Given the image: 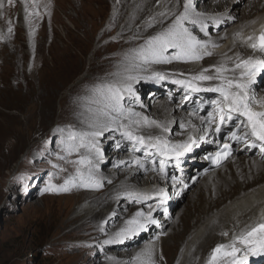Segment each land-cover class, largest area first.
<instances>
[{
  "label": "rangeland",
  "instance_id": "rangeland-1",
  "mask_svg": "<svg viewBox=\"0 0 264 264\" xmlns=\"http://www.w3.org/2000/svg\"><path fill=\"white\" fill-rule=\"evenodd\" d=\"M203 1L206 3L208 0ZM156 2L158 3L157 0L143 2L140 14H144ZM25 3L28 8L27 19ZM119 4L120 0H13L10 5L8 0H3L4 6L0 8V127L6 130V142L0 144V264H114L116 261L112 252L117 255L139 246L136 244L131 247L125 246V241L119 239L120 235L114 236L107 243L108 246L102 243L103 241L87 242L90 232L75 236L65 235L75 225L80 226L84 223V219H80L75 224L66 225V220H71L75 216L71 210L83 204L77 203L81 195L105 196L110 185L103 175L92 171V178L99 181L100 187L82 186L76 172L78 165L73 161L85 155L86 149L74 151L69 155L63 150L66 145L61 144V140L67 139L69 131L77 132L79 128L78 122L72 121L74 107L68 103V100L89 91L90 88L82 82L83 79L91 76L90 59L101 49V46H106L99 52L101 55L96 56V68L93 72L99 71V59L102 55L116 52L121 47L129 45L130 39L135 35L136 27L145 24L144 20L143 22L137 20L138 17L126 32H122L130 19L132 7L127 5L126 12L119 20H115L113 15L117 13ZM244 4L245 1L242 0H231L232 12L243 7ZM174 6H177L176 2L171 8ZM196 9L206 13L200 6L195 5ZM230 22H237V18L232 19L231 16ZM227 26L228 24H225L223 28H217L216 33L220 34L221 29ZM9 27L12 28L11 32L8 31ZM192 30L193 34L196 33L195 31L199 32L198 27ZM210 31L208 30V34ZM201 33V40L207 37ZM147 40L148 38L143 35L142 45ZM145 67L147 70L139 71L137 76H151L153 72L165 74L166 78L160 81H163L167 87L171 83L177 85L178 83L174 81L183 80L182 77H189L192 80L193 76L199 74L171 68L169 64H151ZM174 76L178 78H173ZM256 78L259 79V75ZM139 80L151 82V79ZM260 82L262 83V80ZM195 83L203 87L200 84L209 85L211 81ZM211 86L213 87V83ZM163 87L148 83L146 92L157 91V96L164 94L169 96L166 91L163 92L166 90ZM70 93L73 95L71 96ZM134 93V98H129L126 104L124 103L125 108L128 109V104L142 108L148 117L152 118V108L147 105L148 101L152 100L150 94L149 96L143 94L139 88H135ZM63 97L67 98L66 104L62 101ZM135 98L140 100L135 102ZM133 100L134 104L129 103ZM184 100H189V97ZM169 104L177 112L187 111L180 96L171 98ZM199 106L201 111L198 110L200 114L195 119L196 123L210 113L202 104ZM123 123L127 124L125 120ZM192 126L180 128L184 134L177 138L172 137V129L169 131L160 129L162 139H167L170 145H188L193 137H197L193 135V129H196ZM232 127L230 126L229 129ZM133 129L136 134H141L136 126H133ZM123 131L124 129H118L114 124L106 136L105 134L97 136V140L106 145L112 137L115 141L114 135H117L125 139V145L119 148L110 144V148L102 156L95 152L93 168L100 159L110 160L113 151H131L138 159H144L143 152L149 151L150 162L142 164L143 168H150L154 173L161 174L160 161L165 160L163 177L165 175L173 177V173L168 172V167L171 166L170 162L167 163L169 156L165 157L166 159L163 156H156L155 149L136 151L135 147L130 148L132 142L123 136ZM111 133L114 135H109ZM210 139L213 141L215 137L211 136ZM97 147L100 150V145ZM61 156L64 159H60ZM114 158L121 159L120 156ZM140 165L136 167L141 168ZM196 169L191 167L188 170L186 184H177L173 188L169 185L164 187L166 195L172 196L179 203L180 208L190 200L193 190L199 186V174ZM72 178H75L76 182L68 185L67 192L43 191L49 183L59 187L64 185L65 180ZM157 194L143 202L146 210L141 212L144 215L135 219L136 224H131L134 229H137L139 224H150V229L145 230L148 235L150 234L149 238L153 236L152 231L157 233L158 227L164 226L160 220L171 211V205L169 208L166 202L163 204L166 207L164 212L159 209L161 205L156 203V199L159 201L161 197ZM125 200L126 197L121 199L123 202ZM149 212L151 218L157 221L156 224L148 222ZM113 233L117 234L119 231ZM131 239L135 243L134 237ZM112 242L119 243L113 246L110 245ZM206 259H209V254Z\"/></svg>",
  "mask_w": 264,
  "mask_h": 264
},
{
  "label": "bare ground",
  "instance_id": "bare-ground-1",
  "mask_svg": "<svg viewBox=\"0 0 264 264\" xmlns=\"http://www.w3.org/2000/svg\"><path fill=\"white\" fill-rule=\"evenodd\" d=\"M145 1L147 0H120L118 11L113 15L115 20H119L121 15L126 12L127 5H131L132 7L130 19L122 32H126L138 17L139 19L137 20H142V22L144 20L145 24L141 25V27H136L135 35L130 39L129 45L121 47L116 52H107L102 55V58L99 59L98 68L100 69L94 73L96 56L101 55L99 52L102 48H106V46H101V49L90 59L89 69L91 76L89 75L90 77L83 79L82 82L90 88L88 89L89 91L84 92L85 94L74 96L73 99L68 100L69 102L66 97L62 98L65 104L68 102L74 107L72 121L78 122V133L100 130L89 126L93 113L97 108L96 104L91 103L93 88L102 82L116 79L112 74L118 71L122 77L127 75V73L123 72V69L132 62L134 50L142 45V36L145 35L149 39L151 36L169 26L172 22L173 16L160 17L158 13L167 9L169 13L178 14L183 10V0H179V3L177 0H157L158 3L156 2L150 6L144 14H140L141 4ZM242 1H245L244 6L232 12L231 0H208L206 3L203 0H193L195 5L200 6L202 11L206 12L201 13L198 9L195 10L196 13L200 14L199 18L205 21L209 26V30H211L208 36L202 40L215 43L218 47H209L208 50L213 55L206 56L202 60L187 63L173 61L169 66L179 70H188L191 73H200L203 69L207 68L210 69L207 74L215 75L214 65L219 66L224 64L231 67L236 55L242 58H247L248 56L264 58L261 54L253 52L251 48L242 42L240 37L236 36V33H242L246 38L247 35L254 34L256 31H261L264 28V0ZM175 2L177 6L171 8ZM231 16L232 19L237 18V22L229 23ZM149 23H152L153 26L148 27ZM225 24H228L227 28L224 27L225 29H221L220 34L216 33L217 28H223ZM188 27L192 30L190 25ZM195 32L194 35L200 38L201 32ZM221 42L223 43L221 44ZM126 49L129 50L126 51ZM131 74L137 75L139 71ZM228 75H231V73ZM173 78L177 79L178 77L174 76ZM181 79L192 81L189 77H182ZM260 80H262V83ZM128 83H131L133 90L139 88L147 96H149L148 94L153 95L157 92L147 93L146 91L148 90L146 87L148 83L162 85L166 88L163 92L166 91L167 95H169L151 96L152 98L150 99L152 100H149L147 105H150L152 108V118L148 117L142 108L140 109L128 104V107L126 106L128 109L140 113L141 116L148 117L149 120L157 121L160 125L166 127L167 131L172 129L173 138L180 137L184 134L180 128L192 126L193 124L196 129H193V135L198 132L195 135L197 137H193L190 140L191 143L188 144L190 148L188 150H182L183 154L178 158L174 153L168 155L167 163L170 162L171 164L168 167V172H173L175 175L178 173L180 178H175L174 176L168 177L167 175L163 177V172L161 174L154 173L150 168L144 169V165L141 168L136 167L139 164L150 162L149 156L151 153L144 151V148L135 145L133 141H131L132 143H130L129 147H135V150L140 148L136 151L142 149L145 155L144 159H138L131 151H113L110 154L113 156L110 160L100 159L98 164L95 165L96 167L92 168V171L105 177L110 184L108 191L102 197H95L90 194L81 195L77 203L82 202L83 204L79 208L70 209L75 213V216L71 220L67 219L66 225L75 224L80 219H84V223L80 226L75 225L65 235L75 236L90 232L87 242L103 241L102 243L104 244H107L114 236L120 235L119 239L125 241V246L131 247L133 244L139 245L133 247L131 251L122 252L117 255L114 254L115 252L111 253L106 251L114 255L113 259L116 261L114 264H128L129 262L131 264H141V261L137 257L139 256L141 260L146 259L148 254L151 257V264H207L209 259L207 260L206 257L208 254L209 257L211 256L215 246L220 244L227 245L231 242L234 234L250 230L253 225L264 223V152L261 149L256 150V147H251L253 142H256L258 145H260V142L255 141L254 137L250 139L251 143L248 144L242 139H232L231 135L226 131L229 128L228 126L233 124L231 122L226 123L222 126L221 132L215 133V135L218 138L228 137V142L237 144L238 147L233 156L216 169L217 172H215L216 170L210 171L209 162L204 159V154L210 152L207 149L210 148L212 143H210L208 137L206 138L203 128L205 125L210 124L219 125V114L216 112V106L212 101L219 100L220 95L217 94L215 97L209 98L213 94L211 91L194 92L187 87H183L181 84L176 85L173 83L167 87L163 81H157L155 79L153 81L151 79V82L148 80H139L129 81ZM211 83H213L214 87L219 81L213 80ZM211 83L209 85L199 84L203 86L202 88H210L212 87ZM252 91L255 94L256 101H264V74L259 75V79L256 78V83L252 86ZM70 94L71 96L73 95V93ZM174 96H180L182 98L183 105L187 111L177 112V110L171 107L169 102ZM186 97H189V100H184ZM129 98H134V96L125 94L123 103ZM208 99H212L211 101L209 100V105ZM134 100L138 102L140 98H135ZM134 100L133 102L129 101V103L134 104ZM199 104H202L204 109L208 108L210 113L208 116L200 118L196 123L195 119L198 118L201 111ZM253 108L256 111H264V107H261L259 103H254ZM136 119H139V117H136ZM125 122L128 123L127 120ZM236 124L239 125L240 122L236 121ZM113 125L109 123L108 128L103 129L101 134H105L106 136ZM164 127L157 128L155 126L142 125L139 127V130L145 136L151 134L154 137L159 136L162 138L160 129L164 130ZM232 128L235 127L233 126ZM5 131L0 127V144L6 142ZM238 131L237 135L244 136L247 129L240 125ZM109 135L112 136L114 133ZM114 137H116V139L114 138L115 141L112 137L111 141L109 140L110 142L108 141L109 143L107 142L106 145L100 143L97 140V136L94 138L95 143L101 147L100 156L104 155V152L110 148V144H114V146H118L119 148L125 145V139L117 135H114ZM214 144L220 143L215 142ZM150 150L154 151V149ZM84 152L94 162L95 151L88 152L85 150ZM155 153L157 154L158 152L155 150ZM114 156H120L121 159H116ZM191 167L199 170V186L193 190L190 200L180 208L179 203L167 194L166 203L168 207L171 205L172 212L170 211V213H167L160 220L164 226L158 227L159 230L157 233L152 231L151 234L153 233V236L149 238L150 234L148 235L145 230L150 229V224H143L144 227L142 229L138 227L136 231H129L132 225L128 222L134 218L139 219L136 213L146 210L143 202L150 199L137 203L127 193L147 194L150 197L160 193L161 190L166 193L164 190L166 185L173 188L177 184H186L185 178ZM125 197L126 200L124 202L121 201ZM156 203H159L158 199H156ZM159 209L164 212L166 207L165 205H161ZM168 226L170 227L168 228ZM114 231H119V233L115 234L113 233ZM224 233H228V235H224ZM161 234H165V236H160ZM132 237H134L135 243H133ZM117 243L112 242L110 245L117 246ZM241 256L242 253L237 258L240 259ZM247 264H264V257L249 255Z\"/></svg>",
  "mask_w": 264,
  "mask_h": 264
},
{
  "label": "snow or ice",
  "instance_id": "snow-or-ice-1",
  "mask_svg": "<svg viewBox=\"0 0 264 264\" xmlns=\"http://www.w3.org/2000/svg\"><path fill=\"white\" fill-rule=\"evenodd\" d=\"M177 2L179 3V0ZM8 3L11 5L13 0H8ZM3 6V0H0V8H3ZM25 12V18L27 19L28 8L26 3ZM169 14L173 16L171 24L151 36L143 45L134 50L132 62L123 69V72L127 73V75L122 77L118 71L112 74L116 79L102 82L93 88L91 103L96 104L97 108L93 113L89 126L100 130L79 133L69 131L67 139L61 140V144L66 145L63 150L69 155L74 151L79 152L80 149H86L88 152L94 150L99 155L100 150L94 138L100 135L103 129H107L109 123L116 124L118 129H124L123 136L133 141L135 145H139L144 149H155L156 152L164 157H168L169 153H174L178 158L183 154L182 150H188L190 148V145L187 144L170 145L167 139H162L159 136L154 137L151 134L147 136L136 134L133 126H136V128L142 125L155 126L157 128L164 126L155 120H149L146 116H141L140 113L126 109L123 103L125 94L129 96H134L135 94L131 83H128L129 81H137L139 79H155L160 81L166 78L165 74L159 72H153L151 76L144 77L132 75L131 73L146 71L145 66L151 64H170L173 61H182L185 63L199 61L206 56L213 55L208 50L209 47H218L215 43L201 40L188 27V25H192V28L198 27L204 36H208L209 26L199 18L200 14L195 12L193 0H183V10L178 14L169 13L167 9L158 13L160 17H167ZM152 26V23L148 24V27ZM8 31L11 32L12 28L9 27ZM236 36L240 37L242 42L251 48L253 52L259 53L264 57V28H262L259 36L249 34L245 38L242 33H236ZM213 69L215 75L207 74L210 69L206 68L198 75L193 76L192 81L176 80L174 83L186 85L187 88L194 92L211 91L219 93L220 99L212 101L216 106V112L219 114V125L215 128V132L220 133L222 126L229 122L238 128L239 125L236 124V121H239L240 125L247 129L244 133L245 138L248 136L254 137L255 141L260 142L261 151L264 152V111H256L253 109L254 103H259L261 107H264V101H256L255 94L252 91V86L256 83V77L264 74V58L256 56L242 58L236 55L231 67L221 64L219 66L214 65ZM229 73L231 75H228ZM213 80L219 81V83L210 88H202L195 83L197 81ZM136 117H139V119H136ZM241 118L244 119L241 120ZM123 120H127L128 123H123ZM164 130L167 131V128L164 127ZM229 131L231 132L232 139L239 140L241 138L237 136L235 131H231V129ZM251 147H257V144L253 142ZM229 148L230 146L225 144L224 150L217 152L215 162L219 163L221 159L227 158L230 155V151L225 150ZM136 150H139V148ZM59 158L64 159L63 156ZM73 163L78 165L76 172L82 186L100 187L99 181L93 180L92 178V168L94 165L88 156L81 155ZM165 163V160L160 161L159 170L161 172H164ZM140 166L143 167L142 164ZM53 167H56V165H53ZM85 169L87 170L86 172ZM75 182V178L65 180L64 185L59 187L49 183L43 191L67 192L69 191L68 185L70 183L74 184ZM127 195L132 196L137 203L151 198L147 194L127 193ZM157 195L161 197L159 205H163L167 199L166 193L161 190ZM143 215L142 212L136 213L138 217ZM148 217L149 223H157L155 219L151 218V212H149ZM128 223L136 224L137 221L134 218ZM143 227V224H139L140 229ZM136 230L130 229V231ZM224 235H228V233H224ZM241 253L242 256L238 259L237 257ZM249 255L264 257V223H259L251 227L250 230L234 234L231 242L227 245H218L213 249L207 264H247ZM137 259L141 261V264H151L150 254H148L146 259L141 260L139 256Z\"/></svg>",
  "mask_w": 264,
  "mask_h": 264
}]
</instances>
